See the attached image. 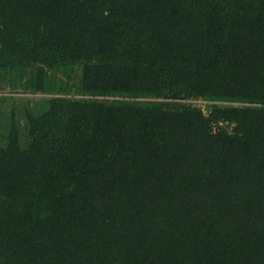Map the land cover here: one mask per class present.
<instances>
[{
  "label": "trees",
  "instance_id": "1",
  "mask_svg": "<svg viewBox=\"0 0 264 264\" xmlns=\"http://www.w3.org/2000/svg\"><path fill=\"white\" fill-rule=\"evenodd\" d=\"M2 83L0 264H264V0H0Z\"/></svg>",
  "mask_w": 264,
  "mask_h": 264
},
{
  "label": "rangeland",
  "instance_id": "2",
  "mask_svg": "<svg viewBox=\"0 0 264 264\" xmlns=\"http://www.w3.org/2000/svg\"><path fill=\"white\" fill-rule=\"evenodd\" d=\"M48 74H51L50 72ZM56 77L53 78L54 80H60L63 81L67 86L69 87L68 95L78 98L79 95L76 93V89L78 88V81L80 77V69L79 66H74L73 70L69 72L68 74H65L63 72H57ZM0 96H6V112H8L11 108H13L15 112V117L17 120H19L20 125L24 123V119L22 116V111L24 109V106H34L39 103H42L43 100L46 98L48 99L50 96L49 94H39L35 93L32 94L28 91H23L22 88H12L7 83H2V87L0 89ZM56 96V95H55ZM92 98V97H88ZM99 99H102V97H99ZM140 101L143 99H139ZM159 101H168L164 99H160ZM195 107L201 108L204 112H207V102L203 101L201 99H186L183 104H191Z\"/></svg>",
  "mask_w": 264,
  "mask_h": 264
}]
</instances>
